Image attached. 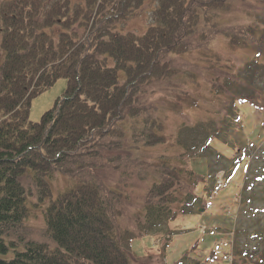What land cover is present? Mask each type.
Returning a JSON list of instances; mask_svg holds the SVG:
<instances>
[{"label": "trees", "instance_id": "1", "mask_svg": "<svg viewBox=\"0 0 264 264\" xmlns=\"http://www.w3.org/2000/svg\"><path fill=\"white\" fill-rule=\"evenodd\" d=\"M228 1L159 0L139 34L119 26L145 0H0V264H135V236L193 211L199 176L172 161L199 153L223 128L201 122L204 137L192 147L151 156L147 147L167 141L166 124L160 105L143 96L154 81L174 75L173 53L206 46L219 33L264 55V29L214 20ZM60 77L68 81L65 92L31 120L32 98ZM218 81L217 89H229ZM260 148L240 199L244 206L260 199L252 209L264 216V141ZM235 168L233 161L226 176ZM56 171L76 182L50 199L44 226L33 229L29 201L52 197ZM135 179L149 184L131 229L122 218ZM258 221L234 229L231 264H264ZM245 233L253 245L240 240Z\"/></svg>", "mask_w": 264, "mask_h": 264}, {"label": "rangeland", "instance_id": "2", "mask_svg": "<svg viewBox=\"0 0 264 264\" xmlns=\"http://www.w3.org/2000/svg\"><path fill=\"white\" fill-rule=\"evenodd\" d=\"M158 3L159 0H145L142 11L127 17L119 30L143 34L153 22V11ZM214 16L219 24H253L262 30L264 0H230L218 8ZM173 54L174 75L154 81L143 96L160 105L166 124L167 141L147 147L149 154L154 157L160 153L176 155L192 147L204 137L201 122L214 130L221 126L223 131L217 134L219 138L213 137L207 144H201L199 153L172 161L192 168L199 176L195 192L200 199L191 207L192 212L175 215L160 231L135 236L131 242L132 261L135 264H193L195 261L231 264L234 229L258 224V217L264 223L262 213L252 209H259L260 199L253 198L246 206L240 199L248 165L260 154L264 141V55L247 45L231 44L229 37L222 33L206 46ZM120 74L123 76L124 72ZM213 81H224L229 89H217ZM67 85V79L60 77L34 96L30 119L40 120ZM246 94L255 98L240 97ZM233 161L236 168L241 164L240 167L233 177L224 176V168ZM218 175H223L219 186ZM50 182L52 197L36 203L35 195L33 201H29L27 221L33 229L44 226V209L50 199L71 188L76 180L56 171ZM148 184L149 181L140 179L131 183L129 214L122 218L123 224L131 229L136 227V211L141 206L139 194ZM167 228L171 229L169 233ZM240 240L254 243L246 233ZM12 254L10 251L7 256Z\"/></svg>", "mask_w": 264, "mask_h": 264}]
</instances>
